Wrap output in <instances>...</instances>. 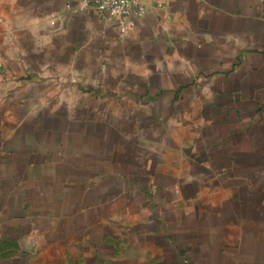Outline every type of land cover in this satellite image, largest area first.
Returning a JSON list of instances; mask_svg holds the SVG:
<instances>
[{"label": "crops", "instance_id": "1", "mask_svg": "<svg viewBox=\"0 0 264 264\" xmlns=\"http://www.w3.org/2000/svg\"><path fill=\"white\" fill-rule=\"evenodd\" d=\"M80 1L0 0V264H264V0Z\"/></svg>", "mask_w": 264, "mask_h": 264}, {"label": "built area", "instance_id": "2", "mask_svg": "<svg viewBox=\"0 0 264 264\" xmlns=\"http://www.w3.org/2000/svg\"><path fill=\"white\" fill-rule=\"evenodd\" d=\"M158 6L162 7L161 2ZM81 8H91L100 14L105 11L109 17L116 19L121 35L126 34L135 25V19L146 12L145 0H81Z\"/></svg>", "mask_w": 264, "mask_h": 264}]
</instances>
